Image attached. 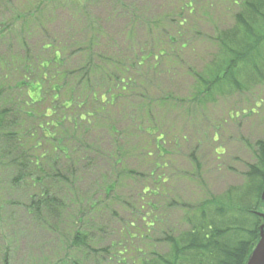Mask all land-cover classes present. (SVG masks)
Returning <instances> with one entry per match:
<instances>
[{
  "label": "trees",
  "instance_id": "obj_1",
  "mask_svg": "<svg viewBox=\"0 0 264 264\" xmlns=\"http://www.w3.org/2000/svg\"><path fill=\"white\" fill-rule=\"evenodd\" d=\"M178 2L179 12L196 11L194 0ZM60 3L63 2L49 0L43 6L41 2L35 8L11 12L13 19L5 24L0 21V213L6 202L16 198L17 189L25 187L26 215L44 222L52 219L59 230L64 227L65 248L58 264H87L90 254L94 259L103 254L104 264H245L258 242L260 215L264 214V139L256 143L255 163L248 167L242 184L221 194L208 188L201 165L192 153L190 168L195 178L182 177L192 179L197 196L170 203L171 209L178 207L182 213L180 226L168 228L162 238L157 237L158 229L163 231L166 219L159 197L167 196L165 183L177 179L159 173L169 169L171 162L164 157L168 153L161 150L166 141L154 135H160L167 117L183 112L186 104L195 103L200 112L217 99L244 94L262 84L264 0L232 1L238 7L232 24L204 35L202 41L210 56L197 69L188 67L187 54L194 49L190 48L187 32H192V26L182 17L170 34L161 33V21L150 24L151 33L145 38H138L134 29L111 35L102 26L89 22L81 23L73 32H64L59 41L62 48L44 43L34 47L40 18L33 17L47 8L43 19L49 21L52 6ZM122 10L134 13L124 6ZM143 19L147 24L148 18ZM82 34L90 35V39L77 42L81 57L77 63H70L67 46ZM5 40L17 49L4 52ZM159 74L182 78L181 74L187 86L180 90L185 92L153 91L156 85L150 81L156 76L157 80ZM13 90L16 93L11 95ZM119 118L131 125L126 130L118 129ZM143 135L152 138L145 139ZM134 141L140 148L134 144L131 150L141 151L145 160L155 154L162 158L160 163L152 161L155 171L136 184L135 203L129 206L127 218L119 219L117 231L124 236L125 244L138 240L139 247L120 249L116 245L121 243L113 242L101 249L90 239L87 226L99 219L106 208L58 185L71 184L63 173L66 167H77L87 157L99 156L107 164L110 162L121 178L120 183L116 178L105 185L104 192L110 195L123 187L120 184L131 174L136 175L127 168L116 170L123 162L127 164L126 147ZM150 145L155 146L154 151L149 150ZM64 162L70 164L65 166ZM111 201L105 207H116L115 199ZM90 204L95 219L86 221L82 209ZM138 224L143 229H137ZM7 256L6 250L2 256L5 264ZM34 264L50 263L44 260Z\"/></svg>",
  "mask_w": 264,
  "mask_h": 264
},
{
  "label": "rangeland",
  "instance_id": "obj_2",
  "mask_svg": "<svg viewBox=\"0 0 264 264\" xmlns=\"http://www.w3.org/2000/svg\"><path fill=\"white\" fill-rule=\"evenodd\" d=\"M59 1L63 3L57 7L52 6L49 21L43 19L47 15V8H44L42 14L37 13L33 17L40 18L39 26H37L38 36L33 39L34 47L44 43L50 44L52 47L62 48L59 41L64 32H73L76 28H80L81 23L89 22L102 26L111 35L134 29L138 38H145L147 34L151 33L150 24L161 21V27L164 28L161 33L170 34L173 25L180 22V17H182L192 26V32L187 33L188 38L191 39L190 48L194 50L188 52L186 59L188 60V67L195 69L203 67L209 60L208 48H205L206 44L202 41L204 35H212L217 28L224 29L230 26L234 14L238 11L237 4L232 3L234 0H194L196 6L194 14L179 12L177 9L180 0ZM41 2H43V6L49 4V0H0V17H2L0 21L5 24L4 22L13 19L11 17L13 12L22 11L25 7L35 8ZM122 6L133 10L134 13H125ZM143 18H148L147 24ZM69 34L70 36L73 35L72 33ZM89 39L90 35L82 34L77 40L68 44V62L77 63L79 61L81 50L79 51L77 42H87ZM8 46H10L8 41H3L2 49L4 52L10 48L12 50L17 49L14 44ZM163 67V65L160 66L159 70ZM75 69L77 66L71 70ZM156 75L158 76L157 73ZM179 75L182 78H169L161 75L155 80L156 76L150 81V84L156 85L153 91L160 89V91L168 90L173 93L178 91L175 92L177 94L184 93L185 91L180 89L186 88L187 84L183 81L185 78L181 74ZM15 93L16 90L11 91V95ZM182 104L185 105V103ZM134 120L135 122L138 121L137 118ZM116 121L118 122V129L126 130L131 125L125 119L119 118ZM160 135L163 137H159ZM160 135L155 134L154 137L158 136V138H164L162 142H164L163 140L166 141L163 146L164 149L161 150L168 153L164 157L171 162V167L166 170H159V173L171 175V178L177 179V181L173 180L172 183L171 181L166 182L164 187L167 186V196L165 198L159 197V201H162L161 212L164 214L166 224H164L163 231L158 229L157 237L163 238V232H167L168 228L170 230L180 226L182 217L178 207L171 209L170 203L172 201L180 202L177 198L188 200L197 196L196 188L191 184L192 179L186 180L182 177L195 178L194 172L190 168V155L192 153L195 154L200 163L204 182L212 193L221 194L230 187L241 185L244 181V174L248 167L255 163L256 143L264 139V81L250 92L217 99L215 103L209 104L206 110L201 109L200 112L195 103L186 104L183 112L177 111L167 117L164 126L160 129ZM143 136L145 139L152 138ZM171 139L174 140L172 143L170 142ZM134 144L137 145L136 141L127 145L128 148L126 147V153L129 156L127 164L123 162L122 165L116 166V170L121 171L123 168H127V171L135 172L136 175L131 174L130 178H126L120 184L123 187L117 188L110 195L105 194V185L116 178L120 183L121 178L110 167V162L107 164L106 159L99 156H91L90 159L87 157L77 167H66L63 173L68 176L71 184H68L69 186L58 185L60 189L68 190L71 188L75 190L80 199L106 208L99 219L94 220L95 222L91 226H87L90 239L94 244H98L101 249H105L113 242H120L121 244L116 245L120 249L122 247L127 249L128 245L139 247L138 240L129 243L126 241L125 244L124 236L117 231L119 219L127 218L130 211L129 206H133L135 203L136 184L143 181V177L151 174V171H155V168L151 166L152 161L160 163L162 158L160 159V155L157 157L155 154L152 157L153 160L152 158L145 160L139 154L141 151L133 152L131 150ZM139 144L144 145L142 141ZM149 150L154 151L155 146L150 145ZM217 151L218 155L215 154ZM159 152L161 153L160 149ZM68 164L70 163H63L65 166ZM26 193L27 189L20 186L16 191V198L9 203L6 202L5 210L0 213V264H5L2 256L6 250L9 251V256L6 258L7 264H34L35 261L42 262L44 260H48L50 264H58L60 254L65 248L63 245L65 238H62V234L65 232L64 227L60 226L62 229L59 230L57 223L52 219H45L44 222L28 217L24 211L26 198L24 195ZM114 199L116 207H105ZM92 205L82 209L83 220L88 221V218H94L89 209ZM165 208H167L166 212ZM71 209L74 208L71 207ZM92 209L96 210V208ZM141 227L143 229V225L138 224L136 228ZM113 245L115 246V244ZM91 256L92 254H90L87 264H104L103 254L96 255L95 259Z\"/></svg>",
  "mask_w": 264,
  "mask_h": 264
},
{
  "label": "water",
  "instance_id": "obj_3",
  "mask_svg": "<svg viewBox=\"0 0 264 264\" xmlns=\"http://www.w3.org/2000/svg\"><path fill=\"white\" fill-rule=\"evenodd\" d=\"M261 199L264 201V189ZM260 217L262 218L263 223L260 226L259 239L245 264H264V215L261 214Z\"/></svg>",
  "mask_w": 264,
  "mask_h": 264
}]
</instances>
